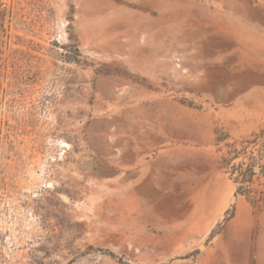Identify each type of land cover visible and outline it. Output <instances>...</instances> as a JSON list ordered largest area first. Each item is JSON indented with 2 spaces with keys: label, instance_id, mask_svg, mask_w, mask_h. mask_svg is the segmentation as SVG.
Instances as JSON below:
<instances>
[{
  "label": "rangeland",
  "instance_id": "1",
  "mask_svg": "<svg viewBox=\"0 0 264 264\" xmlns=\"http://www.w3.org/2000/svg\"><path fill=\"white\" fill-rule=\"evenodd\" d=\"M5 2L0 264H264L263 132L216 127L257 213L246 245L167 228L149 160L264 84V0Z\"/></svg>",
  "mask_w": 264,
  "mask_h": 264
},
{
  "label": "crops",
  "instance_id": "2",
  "mask_svg": "<svg viewBox=\"0 0 264 264\" xmlns=\"http://www.w3.org/2000/svg\"><path fill=\"white\" fill-rule=\"evenodd\" d=\"M217 113L206 121L205 112L198 110L196 131L189 138L158 149L149 159L158 162V175L153 174L151 182L174 198L167 228L193 230L195 238L210 236L214 244L246 245L256 238L257 213L236 193L237 183L222 166L225 140L219 139L216 127L223 124L229 134L243 138L264 133V84L243 92ZM230 211L232 216L226 218Z\"/></svg>",
  "mask_w": 264,
  "mask_h": 264
},
{
  "label": "trees",
  "instance_id": "3",
  "mask_svg": "<svg viewBox=\"0 0 264 264\" xmlns=\"http://www.w3.org/2000/svg\"><path fill=\"white\" fill-rule=\"evenodd\" d=\"M11 20V12L9 11L5 0H0V40L1 37L8 35L9 21ZM246 175L248 176V181H251L254 175L253 167L247 169ZM237 194H242L241 187H237ZM232 216V211H230L226 218Z\"/></svg>",
  "mask_w": 264,
  "mask_h": 264
}]
</instances>
